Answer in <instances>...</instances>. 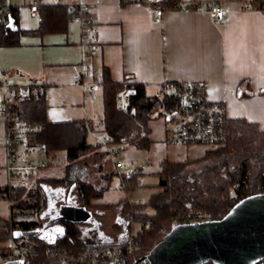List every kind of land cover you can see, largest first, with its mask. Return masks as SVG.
Returning a JSON list of instances; mask_svg holds the SVG:
<instances>
[{
	"label": "crops",
	"instance_id": "0c3cea01",
	"mask_svg": "<svg viewBox=\"0 0 264 264\" xmlns=\"http://www.w3.org/2000/svg\"><path fill=\"white\" fill-rule=\"evenodd\" d=\"M144 1L9 0L16 13L18 27L25 30L37 28L36 8L40 5H64L66 11L73 12L74 16L80 4L88 6L87 15L96 20L94 32L90 35L96 46L88 57H83V29L72 18L64 34L28 37L22 39V46L0 47V80L20 85L42 83L46 121L50 124L69 120L88 121L89 133L93 137L101 133V93L97 97L95 93L97 90L101 92L98 85L103 68L110 71L111 78L116 82L125 79L145 84L146 94L149 92L151 95L172 92L173 85L179 82H203L206 96L211 101L224 103L227 119H244L249 123H258L264 129V14L256 6L248 11L242 10L245 3L258 4L264 0H178L177 8H170L164 0L161 17L148 12ZM213 5L225 10L224 22L220 26L214 25L208 14ZM83 59L89 60L92 69L98 72V88L93 97L85 95L83 88L73 83ZM86 82L89 83L90 79ZM92 105L95 115L92 114ZM161 119L163 129L160 138H150V127L152 144L149 150L138 151L128 145L125 149L128 158L140 152L138 155L149 160L148 168L157 173L163 160H195L212 149L200 145H165L167 130L175 126L172 119ZM97 143L90 151L104 158L107 154L99 151ZM4 162L0 166V187L5 183ZM111 170L115 172L113 165ZM100 186L104 187L101 183ZM62 200L60 206L75 205L68 196ZM10 206L9 202L0 200V220L9 224L38 222L14 216V209L12 211ZM118 217L121 227L122 213ZM91 221L92 214L87 224ZM119 231L113 238L102 232V238L92 243L84 242L92 245L122 243L127 227L120 235ZM45 236L44 230L39 232L41 240L46 241ZM8 242L9 239L0 244L8 246Z\"/></svg>",
	"mask_w": 264,
	"mask_h": 264
},
{
	"label": "trees",
	"instance_id": "16d2710c",
	"mask_svg": "<svg viewBox=\"0 0 264 264\" xmlns=\"http://www.w3.org/2000/svg\"><path fill=\"white\" fill-rule=\"evenodd\" d=\"M11 14L13 17L12 27H5L0 23L1 48L22 46V39L28 37L42 38L50 34H64L67 32L69 22L74 17V13L67 12L64 5H40L36 8L39 20L37 28L25 30L18 27L15 11L11 10ZM101 71L98 85L102 100L100 128L108 148L113 145L122 149L125 145H130L138 151L149 150L152 144L149 139V123L153 119L161 117L164 120L172 119L177 113L179 103L177 84L173 85L172 92L165 91L148 96L145 92V84L125 79L122 82H116L111 78L110 71L105 68ZM124 82L133 91V94L129 97V105L120 111L115 106V95L122 89ZM15 113L22 121L42 125L43 131L36 138L37 142L45 145L47 157L53 156L56 151H63L66 165L63 167V176L42 177L34 183L33 188L10 189L1 186L0 200L9 202L12 211L17 208L21 209V213H15L14 216L37 215L39 219L43 217L40 214L45 213V210L51 206L49 202L52 200L55 202V199L62 193L68 196L70 193L76 192L78 200L82 203L81 207L95 213L107 212L114 207H120L122 218L126 220L127 233L130 230L131 222H137L141 226V229L135 233L136 251L129 262L141 261L145 253L140 256L137 251L142 243L149 242L151 245L152 242H157L158 239L169 233L173 226L191 223L187 218L188 213L202 212L208 214L211 220L221 219L236 202L251 196V191L258 184H264V129L258 123H249L244 119H228L226 141L223 147L212 148L204 152L203 157L195 160L182 162L163 160L159 163L157 172L159 189L149 197L147 203L133 206L127 202L95 204L93 201L97 200L108 188L111 176L116 172L112 171L110 174L97 177L104 187L94 186L88 182L87 165L81 160L92 148V144L87 142L90 132L89 122L69 120L63 123H48L44 116L43 95L24 99L15 106ZM245 150L251 151L253 154L239 162L236 167L231 168L226 162L220 161L217 164L211 163L207 166L208 168L194 173L186 172V166L190 163L203 159H217ZM110 151L112 150L110 149ZM106 154L112 156L111 152ZM112 158L115 159L116 156L113 155ZM136 175H138L137 172L125 176L121 173L119 174L120 183L124 185L135 183ZM244 184H247V189H244ZM235 186L234 195L236 197L233 200L229 193ZM147 207L151 209L152 214L148 215L144 212ZM0 221L5 227L0 241L9 239L10 228L17 224L18 230L27 235L29 233L28 237H22V239L35 248L39 261L46 264H58L53 259L45 258L44 250L49 247L90 252L110 245H92L84 242L83 227L87 225V222H69L61 218L46 224L33 221L9 224L3 220ZM53 225H58L62 229L61 235L53 243L41 240L39 232L42 231V227ZM145 225L148 228H145ZM155 244L149 245L147 252ZM1 255L4 257V253Z\"/></svg>",
	"mask_w": 264,
	"mask_h": 264
},
{
	"label": "built area",
	"instance_id": "2783aa9c",
	"mask_svg": "<svg viewBox=\"0 0 264 264\" xmlns=\"http://www.w3.org/2000/svg\"><path fill=\"white\" fill-rule=\"evenodd\" d=\"M136 0H122V2L134 3ZM164 0H145L144 6L147 11L153 13L156 17L163 15ZM170 8L179 7L178 0H167ZM254 6L264 14V2L245 3L242 10L248 11ZM188 9L190 7H182ZM88 6L80 4L75 10L73 21L82 26V41L84 43L83 57L86 58L93 51L96 43L92 41L90 35L94 32L96 20L87 15ZM11 4L9 0H0V23L5 27L13 26L11 17ZM73 9H70L72 11ZM225 10L219 5H213L208 9L211 22L214 25H222L224 22ZM78 74L74 76L73 83L81 86L85 95L92 96L97 90L96 77L98 72L92 69L89 60L83 59L78 65ZM90 79L87 83L86 79ZM122 89L115 95V106L123 111L130 102L129 97L133 91L128 88L126 83L122 84ZM178 97L179 103L177 113L172 118L174 129L167 130L164 136L165 145H200L205 147L218 148L223 147L227 134V116L224 103L211 101L206 96V87L203 82H179ZM44 87L40 82H28L23 85L14 84L6 79L0 80V120L4 126V138L2 145L4 147V174L5 188H33L34 183L43 176L41 173L47 169L48 162L43 159L32 160L30 157L44 155L46 156L45 145L37 142L36 138L41 134L42 125L22 121L15 113V106L24 99L35 98L42 95ZM104 141V142H103ZM100 152L109 153L105 139L97 141ZM115 170L125 171L128 165L121 161H115L113 164ZM244 184V189H247ZM254 194H264V184H258L252 191ZM235 200V197L233 198ZM191 223L211 221L208 214L198 212L187 214ZM19 226L14 225L10 228V238L8 246L3 248L4 257L9 261L18 260L22 264H46L39 261L35 248L27 244L22 238H13V232L18 230ZM145 228L148 226L145 225ZM135 234L132 231L122 243L107 245L94 249L90 252L69 251L63 247H49L44 250L45 258L53 259L58 264H149L148 261L136 260L129 262L136 251ZM203 264H212L205 262ZM253 264H264V259L257 260Z\"/></svg>",
	"mask_w": 264,
	"mask_h": 264
},
{
	"label": "rangeland",
	"instance_id": "374dc122",
	"mask_svg": "<svg viewBox=\"0 0 264 264\" xmlns=\"http://www.w3.org/2000/svg\"><path fill=\"white\" fill-rule=\"evenodd\" d=\"M100 91H96L95 96L100 95ZM147 95H151L149 92H147ZM93 97V96H92ZM92 114L95 115L94 112V105H92ZM149 127H151L152 131L150 134V138H160L161 132L163 129L162 126V119L156 118L153 119L149 123ZM4 126L2 121L0 120V166L3 164V145L2 141L4 138ZM101 137V138H100ZM105 139V136L100 133L96 137H93L91 133L87 136V142L92 144V147H95L97 139ZM104 142V141H103ZM128 145H125L122 149H118L116 146H109V148L112 150L111 155L116 156V158H112V156H106L104 158H100L97 155L92 154V151L87 152L85 156H83L82 160L87 165V171H88V182L92 185H98L100 186V181L97 180L98 176L104 175V174H110L112 172L111 167L112 163L115 161H122L128 165V167L125 169V171H120L116 173H113L111 176V179L109 181V186L102 195L95 201H93L95 204L98 203H104V204H112V203H129L132 206L136 204H143L147 203L149 200V197L153 195L155 192L158 191V177L157 173H153L148 168V165H150L149 160L145 159V157H141V155H138L139 153H133L137 154L135 156H131V158H128L125 155V149ZM143 154V153H142ZM253 152L245 150V151H239L238 154H232V155H224L217 159L210 158L208 160H200L193 163H190L188 166H186V172L187 173H194L196 171H200L202 169L208 168L207 166L212 164H217L218 162L222 161L223 163H227V165L231 168L236 167L239 165V162L247 158L248 156L252 155ZM109 157V158H108ZM43 159L48 162L47 169L43 170L41 173H43V176L45 177H61L63 176V167L66 165V158L65 153L63 151H56L53 156L44 157V155L39 156H32L30 159L36 160ZM114 170V167H113ZM138 173L136 175V181L135 183L125 185L121 184L119 174H123L124 176L129 173ZM235 187H232L230 190V197L234 198L236 195H234ZM56 195V194H55ZM67 196L65 194H60L57 199H55V202L52 200L49 202L51 206L48 207V209L45 210V213H41L40 215H43L41 219H39L38 216L32 215L25 217L27 220L32 219L35 221H38L40 223H46L49 220L56 217V214L50 215V210L52 207H54V212L60 207L61 203H63V198L65 199ZM69 200L75 204L76 206H81L82 203L80 200H78L76 192H72L68 195ZM120 207H114L112 210L102 213H95L93 211H89V213L92 214V221L85 225L83 228V240L87 242H94L96 239L102 238L100 235L102 232L107 235L109 238L115 237V233L119 231V235L122 234V232L125 230V222L126 220L122 218L123 225L120 227L119 222L117 219L118 216L121 214L119 212ZM144 212L148 215L152 214L151 209L147 207ZM14 213H21V209H14ZM29 217V218H28ZM96 220L99 222L97 223ZM51 226H43L42 230L46 233L45 240L50 242L56 239L57 236H59L62 233V229L59 228L58 225L54 226L55 228H50ZM174 227V226H173ZM4 226L2 225L0 221V237L4 234ZM141 229V226L137 222H131L130 224V230L134 234L138 232ZM39 232V231H38ZM6 241V240H4ZM3 242V241H0ZM156 242H152V244H155ZM151 244V245H152ZM149 242H144L142 245L139 246V249L137 251V254L140 256L143 253L147 252V249L149 247ZM150 245V246H151ZM5 246L0 244V263H6L10 262L6 257H3L1 254L5 251L3 250Z\"/></svg>",
	"mask_w": 264,
	"mask_h": 264
},
{
	"label": "water",
	"instance_id": "95a60500",
	"mask_svg": "<svg viewBox=\"0 0 264 264\" xmlns=\"http://www.w3.org/2000/svg\"><path fill=\"white\" fill-rule=\"evenodd\" d=\"M54 213L57 216L48 223L59 218L82 223L91 219L89 211L76 205H62ZM28 235L20 230L13 232V238ZM260 259H264V194H254L236 202L221 219L172 227L144 254L140 262L253 264ZM0 264L22 262L14 260Z\"/></svg>",
	"mask_w": 264,
	"mask_h": 264
},
{
	"label": "flooded vegetation",
	"instance_id": "af4514ba",
	"mask_svg": "<svg viewBox=\"0 0 264 264\" xmlns=\"http://www.w3.org/2000/svg\"><path fill=\"white\" fill-rule=\"evenodd\" d=\"M53 210H54V207L51 208L50 215H53L54 214V211ZM53 216H55V215H53Z\"/></svg>",
	"mask_w": 264,
	"mask_h": 264
}]
</instances>
